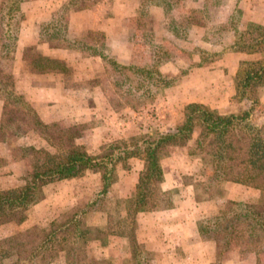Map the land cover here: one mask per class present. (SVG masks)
Segmentation results:
<instances>
[{
  "label": "rangeland",
  "instance_id": "rangeland-1",
  "mask_svg": "<svg viewBox=\"0 0 264 264\" xmlns=\"http://www.w3.org/2000/svg\"><path fill=\"white\" fill-rule=\"evenodd\" d=\"M143 1L140 5V0H0V74L10 76L11 91L22 96L23 105L0 92V123L4 98L9 111V121L5 116L0 130V191L22 185L29 172L30 159L22 156V149L54 151L22 120L23 114L29 117L25 107L43 124L82 126L75 143L91 155L114 141L173 129L189 103L220 115L248 111L249 124L264 128V101L259 98L264 85L243 97L235 95V80L255 63L264 62V32L241 21L239 0H178L167 13L150 6L158 0ZM172 24L178 26L180 36L167 30ZM28 46L34 54L63 60L66 72H32L23 54ZM255 52L260 53L258 60L239 61L236 66L226 59L227 54ZM111 62L126 70H114ZM146 70L154 78L157 71L166 83L153 85L140 73ZM192 141L165 149L160 160L169 177L180 175L184 187L161 190L162 196L152 201L155 208L142 212H178V219H167L162 228L193 234L181 245L179 238L164 235L155 251L146 250L138 239L139 213L126 217V202L137 182L133 174L141 168L138 160H131L128 170L117 167L102 195L99 175L90 172L46 185L38 205L20 213L21 223L0 225V240L76 215L80 226L90 230L81 247L85 260L78 264H134L143 253L149 264H264V242L246 244L233 236L223 251L209 234H198V223L233 209L230 202H257L260 193L230 183L206 187L211 171L191 153ZM180 221L190 226L176 228ZM33 232L38 234L36 229ZM51 255L45 252L44 264L68 262L65 252Z\"/></svg>",
  "mask_w": 264,
  "mask_h": 264
},
{
  "label": "trees",
  "instance_id": "trees-1",
  "mask_svg": "<svg viewBox=\"0 0 264 264\" xmlns=\"http://www.w3.org/2000/svg\"><path fill=\"white\" fill-rule=\"evenodd\" d=\"M177 1L158 0L157 3L152 1L150 6L160 7L163 13H167ZM143 2L140 0L139 4L143 5ZM173 25H169L167 30L170 29L176 36H180L178 26L175 28ZM1 48L5 49V45L2 44ZM31 51L32 48L28 46L23 54L25 53L24 60L32 72L37 74L66 72L63 60L50 59ZM96 55L105 60L103 55ZM111 65L114 70H126L125 66L115 62H111ZM140 73L153 85L157 82L166 83L157 71L155 78L150 70ZM263 85L264 62L255 63L254 67L248 68L238 80H235V95L243 97L246 93H254ZM12 86L10 76L0 74V92L11 98L12 103L23 106L22 96L13 93ZM2 101L0 130L3 128L5 116L6 121H9L7 118L9 111L6 107L8 101L5 98ZM25 110L29 117L23 114L22 120H26L33 130L38 131L54 151L48 152L33 147L22 149V156L30 159V170L23 178L22 185L0 191V225L13 220L21 223L24 217L20 216V213L43 199V188L46 185L75 179L85 172L99 175L101 181L99 194L102 195L111 185L116 168L128 170L129 161L137 159L141 163V170L138 173L134 194L126 202V217L132 219L138 213L154 209L155 202L152 201L157 200L154 197L162 196L160 184L163 181V173L160 160L163 151L167 148L184 147L193 139L191 153L199 156L203 169L208 168L211 171L206 187L216 183H232L250 187L260 193L257 202L251 204L230 202V205L234 206L233 209L228 208L219 216L198 223V234H209L215 246L220 242L223 251L233 236L245 239L246 244L258 245L264 242V128L249 124L248 111L238 115H220L202 104L189 103L183 107L180 124L173 129L165 133L142 134L127 140L114 141L104 146L98 154L91 155L81 145L75 143L81 136L82 126L63 128L55 123L43 124L34 112L26 107ZM90 205H86L80 213H84ZM35 229L40 237L38 234L33 235ZM89 233V229L80 226L76 215L61 222L52 220L48 228L38 230L34 227L1 239L0 264L21 262L44 264V254L47 251L53 254L51 257H55L54 254L58 252H65L68 260L66 264L81 263L85 260L81 247ZM97 233L102 232L98 230ZM139 257L140 260H134L136 261L134 264H149L147 253Z\"/></svg>",
  "mask_w": 264,
  "mask_h": 264
},
{
  "label": "crops",
  "instance_id": "crops-1",
  "mask_svg": "<svg viewBox=\"0 0 264 264\" xmlns=\"http://www.w3.org/2000/svg\"><path fill=\"white\" fill-rule=\"evenodd\" d=\"M237 8L241 11V21L243 23H252L255 25H258L259 27L262 28L263 32H264V0H239L238 4H237ZM260 53L255 52V53H251V54H245V53H236V54H227L226 55V59L230 61V63L234 62L238 63L239 61H256L260 58ZM230 66V65H228ZM236 66V65H235ZM233 67V66H231ZM230 71H232V73L234 72V69L230 68ZM260 101H264V92L262 93V95H260ZM132 160H137V159H132ZM131 161V160H130ZM129 161V162H130ZM130 164V163H129ZM140 167H141V163H140ZM162 168V173H163V181L160 184V188L161 190H170L173 188H180V187H184V184L181 180L180 175H168V173ZM141 170V168H140ZM139 170V172H140ZM133 174L134 178L136 180V177H138V173ZM66 181V180H63ZM63 181H58V183H61ZM57 183V182H54ZM227 184V183H226ZM232 184V183H230ZM236 185V184H235ZM7 188V187H6ZM3 189V186L1 187V190ZM38 204L34 205L33 208L35 206H37ZM174 212L173 209L167 213H165V215H160L159 213H139L137 220H138V227L141 230V232H139L140 234L138 239L139 242L146 245L145 248L146 250L150 251V250H154L157 249L162 243H157L159 237H164V235H168V236H174V238H179L180 239V245L182 243H184V239L189 240L190 238H192L193 234H186V233H180V232H174L173 229H167V227L165 229L162 228V222H165L167 219H172V217L176 216L177 219L180 215H178L179 213H172ZM142 217V218H141ZM176 228H181L184 226H190L189 222H185V223H176L175 224ZM164 227V226H163ZM182 229V228H181ZM180 229V230H181ZM195 236V235H194ZM160 239V240H161ZM184 264V263H182ZM208 264V263H207Z\"/></svg>",
  "mask_w": 264,
  "mask_h": 264
}]
</instances>
